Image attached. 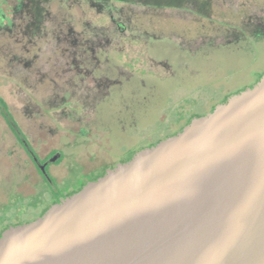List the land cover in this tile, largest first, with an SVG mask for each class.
Segmentation results:
<instances>
[{
	"label": "rangeland",
	"instance_id": "obj_1",
	"mask_svg": "<svg viewBox=\"0 0 264 264\" xmlns=\"http://www.w3.org/2000/svg\"><path fill=\"white\" fill-rule=\"evenodd\" d=\"M0 8L9 18L0 21V100L38 158L61 154L49 166L59 186L79 168L114 164L170 135L186 119L178 111H208L264 72V0H0ZM79 176L71 186L88 178ZM42 189L0 114V206Z\"/></svg>",
	"mask_w": 264,
	"mask_h": 264
},
{
	"label": "water",
	"instance_id": "obj_2",
	"mask_svg": "<svg viewBox=\"0 0 264 264\" xmlns=\"http://www.w3.org/2000/svg\"><path fill=\"white\" fill-rule=\"evenodd\" d=\"M0 264H264V73L5 228Z\"/></svg>",
	"mask_w": 264,
	"mask_h": 264
},
{
	"label": "flooded vegetation",
	"instance_id": "obj_3",
	"mask_svg": "<svg viewBox=\"0 0 264 264\" xmlns=\"http://www.w3.org/2000/svg\"><path fill=\"white\" fill-rule=\"evenodd\" d=\"M3 19L8 20L9 18H7L3 14V12H2V10L0 8V21L3 20ZM256 31L259 33L258 29ZM258 33H257V35H258ZM263 73H261L259 75V77ZM259 77L255 80V82L259 79ZM245 87H247V86H244L242 89H244ZM239 90H241V89H239ZM239 90H236L235 92H238ZM235 92H232V93H235ZM232 93H230V94H232ZM230 94H228V95H230ZM228 95H226L219 102L224 101V99ZM219 102H217V103H219ZM217 103H215V104H217ZM214 105L208 111L212 110ZM208 111H205V112H202V113H198V112L192 113L191 112V114H190V109L189 108L178 111L177 112V121L181 120L182 118H186V119H185L184 123L179 127V129L175 130L171 134H174V133L178 132L179 130H181L182 127L186 123H188L189 120L192 117L203 115V114H205ZM0 114L6 120L8 126L11 129V131L13 132L17 142H19V144L27 152L32 164L35 166L39 176L41 177L42 187H43L41 193H39L38 195H35V196L28 195V196H26L25 197L26 200H27L26 203L23 202V200H24L23 197L15 196V197H13V199H9L8 204L4 205L3 207L0 206V233L5 228H7L9 226H13V225H17V224L28 222V221L36 218L37 216L41 215L51 204L56 203L60 199L64 198L65 196L77 191L87 181L96 179L98 176L102 175L107 168H110V167L114 166L118 162L126 161V159L131 157V155L136 151V150H134V151L130 152L125 157H122L121 159L117 160L114 164H110L108 166H102L101 168H99L100 170L99 169H95V170L87 171L86 173H83L82 169L79 168V169L76 170V172L72 173V178H70L68 182H65V183H63L62 185L59 186V185L56 184L55 178L49 173V166L54 161L58 162L60 160H50L51 158H49V157L51 155H54V156H57V158L59 159L61 154L59 152L58 153L54 152L53 154H51L50 156L46 157L45 159L38 158V156L35 154L33 149L30 147L29 143L27 142L24 134H22L21 131L19 130L18 126L15 124V127H14L11 124V122L9 121V119L7 118V116L5 115V113L1 109H0ZM9 117L12 120L10 115H9ZM158 140H160V139H158ZM157 141H155V142H157ZM155 142H153V143H155ZM153 143H150V144H148L146 146H149V145H151ZM143 147H145V146H143ZM140 148H142V147H139L138 149H140ZM34 157L36 158V160L34 159ZM79 174H81V175L87 174L88 178L87 179H84V178L79 179L77 185L71 186V183L73 182V180H75L78 177H80ZM45 192L47 193V199H45V197H43V193H45ZM11 208H15L16 211L14 213H12L11 215H7V213L9 212V210ZM37 208H39V210H38V212H35L34 210H36ZM24 214L30 215L31 217L21 218V215H24Z\"/></svg>",
	"mask_w": 264,
	"mask_h": 264
},
{
	"label": "trees",
	"instance_id": "obj_4",
	"mask_svg": "<svg viewBox=\"0 0 264 264\" xmlns=\"http://www.w3.org/2000/svg\"><path fill=\"white\" fill-rule=\"evenodd\" d=\"M0 109L3 111V112H6L7 114H8V112L6 111V108H5V106L3 105V103L1 102V100H0ZM9 116V115H8ZM11 124L15 127V123L12 121L11 122ZM17 130V129H16ZM156 143V142H155ZM154 144V143H153ZM152 145V144H151ZM130 158V157H129ZM129 158H127V159H129ZM126 159V160H127Z\"/></svg>",
	"mask_w": 264,
	"mask_h": 264
}]
</instances>
